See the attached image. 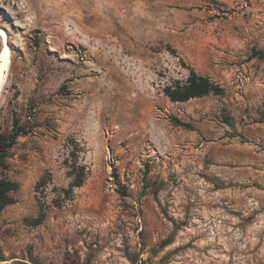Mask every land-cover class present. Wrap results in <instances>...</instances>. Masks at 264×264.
I'll return each instance as SVG.
<instances>
[{"label": "rangeland", "instance_id": "1", "mask_svg": "<svg viewBox=\"0 0 264 264\" xmlns=\"http://www.w3.org/2000/svg\"><path fill=\"white\" fill-rule=\"evenodd\" d=\"M0 26V133L26 129L0 264H264V0H0ZM191 69L222 92L172 101Z\"/></svg>", "mask_w": 264, "mask_h": 264}, {"label": "trees", "instance_id": "2", "mask_svg": "<svg viewBox=\"0 0 264 264\" xmlns=\"http://www.w3.org/2000/svg\"><path fill=\"white\" fill-rule=\"evenodd\" d=\"M254 56L259 58L264 57V51L254 50ZM165 94L172 101H187L191 98L201 97L209 93L220 94L222 87L215 83L210 77L199 74L194 69L189 71V74L185 81H176L172 85L165 87ZM26 129L24 126L18 124L16 118L13 119L12 129L9 133H0V168L6 169L7 163L5 161L9 149L16 143L18 136L25 134ZM73 180L71 181L69 188L63 189L62 198H69L72 195L74 187L82 185L85 177V167L72 165ZM45 177L42 176L36 183V188L41 185L47 184ZM18 188V183L5 176H0V211L5 206L11 204L15 199L11 196V193ZM124 192V191H123ZM45 218L44 206L39 205V215L33 219L34 224H40ZM4 255L0 251V261H4Z\"/></svg>", "mask_w": 264, "mask_h": 264}, {"label": "bare ground", "instance_id": "3", "mask_svg": "<svg viewBox=\"0 0 264 264\" xmlns=\"http://www.w3.org/2000/svg\"><path fill=\"white\" fill-rule=\"evenodd\" d=\"M0 95L6 83V72L9 69L11 52L8 43L7 32L0 26Z\"/></svg>", "mask_w": 264, "mask_h": 264}]
</instances>
